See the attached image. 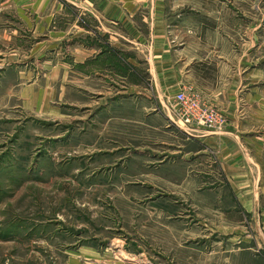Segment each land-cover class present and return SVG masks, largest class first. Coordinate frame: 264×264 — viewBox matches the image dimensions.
<instances>
[{
	"label": "rangeland",
	"instance_id": "374dc122",
	"mask_svg": "<svg viewBox=\"0 0 264 264\" xmlns=\"http://www.w3.org/2000/svg\"><path fill=\"white\" fill-rule=\"evenodd\" d=\"M164 18L173 47L197 46L225 69L212 84L234 76L242 129L246 96L264 89V0H165ZM187 35L197 39L186 42ZM31 36L29 49L37 42ZM61 46L68 50L66 41ZM5 70L0 66V86L11 76ZM18 96L0 88V264H264L259 239L252 238L254 249L236 251L244 246L213 233L225 225L212 211L228 212L213 198L214 165L198 166L192 154L189 161L141 162L119 124L75 106L67 90L56 88L41 112L21 108ZM169 126L179 129L170 118ZM199 146L190 141L188 148ZM236 221L251 224L244 216Z\"/></svg>",
	"mask_w": 264,
	"mask_h": 264
},
{
	"label": "crops",
	"instance_id": "0c3cea01",
	"mask_svg": "<svg viewBox=\"0 0 264 264\" xmlns=\"http://www.w3.org/2000/svg\"><path fill=\"white\" fill-rule=\"evenodd\" d=\"M66 10L67 25L62 28L60 16ZM164 11L165 0H67L65 4L3 0L0 66L11 76L0 88L17 89L21 108L38 112L48 107L47 100L56 88L67 90L75 106L95 109L105 123L119 124L124 139H134V153L141 162L189 161L192 154L199 158L198 166L214 165L220 180L213 182L218 188L213 198L226 202L228 212L212 211L225 225L214 226L213 233L229 234L230 242L235 240L232 245L244 246L236 251L254 249L250 244L254 237L260 240L257 248L264 250V89H250L246 96L250 98L249 124L241 129L242 115L233 110L237 97L234 76L227 84H212L225 69L215 67L212 57L201 56L197 46L173 47ZM30 34V42L35 38L37 42L29 49L25 39ZM186 38V42L197 39ZM65 41L66 52L61 49ZM30 60L33 63L28 64ZM186 88L198 93L207 105L224 109L228 126L223 133L169 126L174 97ZM138 137L148 143L135 144ZM190 141L200 146L190 150ZM237 216L249 218L251 224L237 222Z\"/></svg>",
	"mask_w": 264,
	"mask_h": 264
},
{
	"label": "built area",
	"instance_id": "2783aa9c",
	"mask_svg": "<svg viewBox=\"0 0 264 264\" xmlns=\"http://www.w3.org/2000/svg\"><path fill=\"white\" fill-rule=\"evenodd\" d=\"M170 121L177 127L203 129L210 133H223L228 121L225 115L189 88L182 89L174 97Z\"/></svg>",
	"mask_w": 264,
	"mask_h": 264
}]
</instances>
